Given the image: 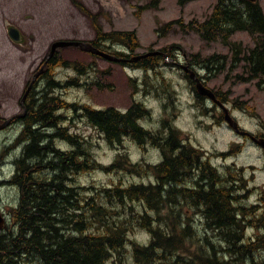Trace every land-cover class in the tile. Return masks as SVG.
<instances>
[{"label": "rangeland", "instance_id": "obj_1", "mask_svg": "<svg viewBox=\"0 0 264 264\" xmlns=\"http://www.w3.org/2000/svg\"><path fill=\"white\" fill-rule=\"evenodd\" d=\"M159 1L158 9L147 10L138 16V7L144 4L139 0H0V113L7 118L22 113L18 103L27 83L48 59L54 43H89L95 39L94 17L106 32L136 31L141 47L135 52L112 43L102 44L101 49L117 57L124 53L127 60L161 52L167 58L162 59L157 67L144 69L137 65L139 61L120 64L74 46L59 49L60 58L86 65L87 73L80 75L73 68L66 67L54 69L56 80L78 78L80 86L57 89L51 96L69 103L89 104L97 109L113 107L125 111L134 103L144 105L150 115L140 121L143 127L156 136L168 133L169 128L180 131L186 143L203 150L204 160L209 161L222 178L229 179L233 194L239 197L237 207L243 208L245 215H249V210L252 214H264V151L250 140L243 141L229 125L223 124L222 109L218 111L211 102L198 95L195 84L182 66L188 65L200 74L205 85L218 92L222 103L229 104L228 108L240 126L258 136L264 135V88L256 81L246 80L242 66L233 67L234 53L230 45L221 40L205 41L190 29L192 21L207 19L218 0H188L185 4H181V0ZM234 2L240 3L241 0ZM258 3L264 12V0H258ZM11 26H16L24 34L22 43H14L10 38ZM231 42L244 48L254 46L253 38L246 32L236 33ZM215 55L223 57L227 64L223 70L209 72L203 66L204 61ZM46 81L43 79L38 91L46 89ZM55 112L61 117L59 125L79 136L81 141H87L93 157L104 167L116 164L121 157L141 167L159 165L164 159L158 144L140 146L132 138H125L122 144L113 145L81 114L70 109ZM22 131L20 127L0 131V207L8 226L12 224L13 208L20 203V189L12 185L11 180L18 172L17 161L22 158L24 150L23 144H16ZM53 141L57 149H73L60 138ZM147 169L139 174L126 168H115L110 172L98 168L70 175L71 184L81 191L85 188L83 195L98 197L103 188H111L113 184L148 185L155 182L154 171ZM130 207L132 210L125 211L130 222L147 213L154 221L162 218L161 226L165 229L167 224L171 226L175 222L172 216L180 212L182 218L177 220L178 224H190L189 234L198 244L203 247L206 240H211L215 249H224L225 254L226 246H221L217 231L209 228L202 210L196 207L185 204L174 209L175 212L170 206L157 211L141 202ZM144 227L135 223L127 234L129 241L122 253L126 255L124 264H133L132 241L142 245L150 242L152 233ZM260 238H263L262 245L246 264H264V223L247 221L245 241L256 243ZM189 241L194 240L190 238Z\"/></svg>", "mask_w": 264, "mask_h": 264}, {"label": "trees", "instance_id": "obj_2", "mask_svg": "<svg viewBox=\"0 0 264 264\" xmlns=\"http://www.w3.org/2000/svg\"><path fill=\"white\" fill-rule=\"evenodd\" d=\"M139 1L144 4L138 7V16L160 5L159 0ZM93 26L96 36L91 43L96 48L112 43L135 52L141 47L136 31L106 32L95 17ZM189 27L205 41L221 40L230 45L233 67L242 66L246 80L256 81L264 88V12L258 2L218 0L205 21H192ZM238 32L248 33L254 46L244 48L232 43L231 38ZM118 56L126 57L124 53ZM222 58L212 56L203 66L209 72L223 70L227 63ZM162 59L164 54L148 56L137 65L153 69ZM60 67L73 68L80 75L87 73L86 65L64 61L56 53L42 76L47 79L46 89L38 91L29 103V114L16 142L23 144L24 150L17 161L18 172L11 180L20 189V203L12 210V224L6 225L0 234V264H124L126 255L122 253L129 241L127 234L135 223L144 225L152 235L148 245L131 242L133 264H246L263 240L245 241L246 223H264V214L253 215L249 210V215H245L244 209L237 207L239 197L233 194L229 179L222 178L204 160L203 150L186 143L180 131L169 128L168 133L156 136L140 125L150 115L144 105L134 103L125 111L113 107L97 109L51 96L57 89L80 86L78 78L56 80L53 71ZM59 109L81 114L110 144L120 145L125 138H132L140 146L158 144L164 159L159 165L141 167L121 157L116 164L104 167L93 157L87 141H81L59 125L61 117L55 115ZM54 138L66 141L73 149H57ZM124 166L139 174L152 169L156 181L148 185L113 184L111 188H103L98 197L83 195L85 188L81 191L71 184L72 174L98 168L110 172L115 168L123 170ZM103 198L107 201L101 202ZM136 202L157 211L169 206L174 211L185 204L203 210L209 228L217 231L221 246H226L225 254L224 249H215L211 240H206L204 248L198 244L189 234L190 224H178L180 212L172 216L175 222L167 224L166 229L161 226L162 218L154 221L147 213L130 222L125 211L132 210L130 206ZM190 238L194 241H189Z\"/></svg>", "mask_w": 264, "mask_h": 264}, {"label": "water", "instance_id": "obj_3", "mask_svg": "<svg viewBox=\"0 0 264 264\" xmlns=\"http://www.w3.org/2000/svg\"><path fill=\"white\" fill-rule=\"evenodd\" d=\"M250 2H256L257 0H248ZM9 33L10 36L12 38V40L16 43H22L23 42V35L21 34V32L16 28V27H11L9 29ZM79 47L84 51L90 52L92 54H95L99 57L105 58L107 60L110 61H115V62H130V63H134V62H138L148 56H155V55H160L161 52H153V53H149V54H144V55H139L133 59L127 60V59H123V58H119L116 57L110 53H107L99 48H96L92 43H83V42H75V41H61V42H57L54 43L52 46V50L51 53L46 61V63L44 64V66L41 68V70L37 73V75L35 76L33 82L31 83V86L28 90V93L31 91L33 84L36 82V78L41 76L44 71H45V66L47 64V62L55 56L56 52L59 49H64L67 47ZM167 58V56H166ZM185 73L189 75L190 79L195 83V87H196V91L198 93L199 96L204 97V98H209L213 101H215V94L214 92L209 89L206 85H204V83L202 82V80L200 79L199 75L197 74V72H195L194 70H192L188 65L182 66ZM222 107L224 108V111L226 113V120L228 121V123L239 133H241L242 135H248L251 136V139L253 140V142H255L259 147H261L264 150V138H256L255 136L251 135L248 132H241L239 130V124L236 120H234L232 118V116L229 113V110L223 105L221 104ZM7 123H5L4 125L1 126L0 129H4L5 125ZM7 219L0 207V234L3 231L5 225H6Z\"/></svg>", "mask_w": 264, "mask_h": 264}, {"label": "flooded vegetation", "instance_id": "obj_4", "mask_svg": "<svg viewBox=\"0 0 264 264\" xmlns=\"http://www.w3.org/2000/svg\"><path fill=\"white\" fill-rule=\"evenodd\" d=\"M21 31V30H20ZM22 32V31H21ZM23 34V33H22ZM24 35V34H23ZM40 68V67H39ZM39 68L37 69V71L35 72V74L38 72V70H39ZM34 74V75H35ZM33 79H34V77L33 78H31L29 81H28V83H27V86H26V89H25V91H24V94H23V97L20 99V101H19V107H20V110L22 111V113H19V114H16V115H13V116H11V117H9V118H7V117H4V116H2V114L0 113V128H1V126L2 125H4L5 123H7L6 125H5V128L4 129H2V130H0V131H5V130H13V129H18V127H20V128H22L23 129V127H22V123H23V121L24 120H26V118L28 117V114H29V103L30 102H32L33 100H34V98H35V95H36V93L38 92V86H39V84L40 83H42V77L40 76V77H38L37 79H36V82L33 84V87H32V90L27 94V96H26V93H27V91H28V88L30 87V85H31V82L33 81ZM29 85V86H28ZM215 93V96H216V102H218V103H216V102H211L212 104H213V106H214V108L215 109H217L218 111L220 110L219 108H221L220 107V105H219V103H222V101H221V98H220V96H219V94H218V92H214ZM26 96V97H25ZM206 101H209V100H206ZM224 101V100H223ZM210 102V101H209ZM225 102V101H224ZM225 104V103H224ZM227 107L229 106V104H225ZM222 109V108H221ZM230 110V113H231V115L233 116V113H232V111H231V109H229ZM220 117H221V119H222V122H223V124H227V122H226V114L224 113V111L223 110H221V114H220ZM235 118V117H234ZM236 119V118H235ZM237 120V119H236ZM22 124V125H21ZM242 137V136H241ZM242 140L243 141H249L250 140V138H247V137H242ZM201 214L204 216V218H206V214H205V212L202 210L201 211ZM207 219V218H206Z\"/></svg>", "mask_w": 264, "mask_h": 264}, {"label": "bare ground", "instance_id": "obj_5", "mask_svg": "<svg viewBox=\"0 0 264 264\" xmlns=\"http://www.w3.org/2000/svg\"><path fill=\"white\" fill-rule=\"evenodd\" d=\"M81 41V40H80ZM101 46V45H100ZM29 86V85H28ZM40 100V99H39ZM56 113V112H55ZM64 118V117H63ZM76 118V117H75ZM62 122V121H61ZM22 125V124H21ZM141 125V124H140ZM74 126V125H73ZM21 127V126H20ZM72 130V129H71ZM49 138V137H48ZM57 139V138H56ZM59 142V141H58ZM32 157V156H31ZM80 176V175H79ZM9 179V178H8ZM6 180V179H5ZM68 185V184H67ZM1 188V187H0ZM121 199V198H120ZM99 228V227H98ZM97 228V229H98ZM145 228V227H144ZM189 229V228H188Z\"/></svg>", "mask_w": 264, "mask_h": 264}]
</instances>
